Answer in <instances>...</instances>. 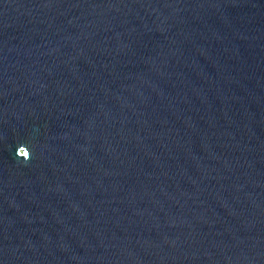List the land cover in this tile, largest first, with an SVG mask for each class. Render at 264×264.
<instances>
[{
	"label": "water",
	"instance_id": "obj_1",
	"mask_svg": "<svg viewBox=\"0 0 264 264\" xmlns=\"http://www.w3.org/2000/svg\"><path fill=\"white\" fill-rule=\"evenodd\" d=\"M0 264H264V0H0Z\"/></svg>",
	"mask_w": 264,
	"mask_h": 264
},
{
	"label": "clouds",
	"instance_id": "obj_2",
	"mask_svg": "<svg viewBox=\"0 0 264 264\" xmlns=\"http://www.w3.org/2000/svg\"><path fill=\"white\" fill-rule=\"evenodd\" d=\"M21 149H24V151H21ZM16 154L25 161L30 160L32 156L31 149L26 144L19 145Z\"/></svg>",
	"mask_w": 264,
	"mask_h": 264
}]
</instances>
